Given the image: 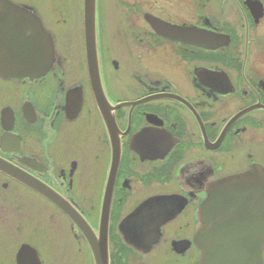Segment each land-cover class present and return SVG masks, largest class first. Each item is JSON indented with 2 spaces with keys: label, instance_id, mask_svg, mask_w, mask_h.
<instances>
[{
  "label": "flooded vegetation",
  "instance_id": "obj_1",
  "mask_svg": "<svg viewBox=\"0 0 264 264\" xmlns=\"http://www.w3.org/2000/svg\"><path fill=\"white\" fill-rule=\"evenodd\" d=\"M11 1L54 60L0 75V264H196L209 188L264 171V0H96L93 67L83 0Z\"/></svg>",
  "mask_w": 264,
  "mask_h": 264
},
{
  "label": "water",
  "instance_id": "obj_2",
  "mask_svg": "<svg viewBox=\"0 0 264 264\" xmlns=\"http://www.w3.org/2000/svg\"><path fill=\"white\" fill-rule=\"evenodd\" d=\"M84 34L89 66L95 65L96 0H83ZM54 60L50 33L37 12L11 0H0V75L4 78L38 77ZM157 214V215H156ZM161 217L162 212H154ZM194 233L200 258L196 264H264V171L256 166L226 176L211 186L198 214ZM140 233H125L138 247ZM31 253V264H40L37 254L25 246L18 258ZM96 264H108L98 256Z\"/></svg>",
  "mask_w": 264,
  "mask_h": 264
}]
</instances>
